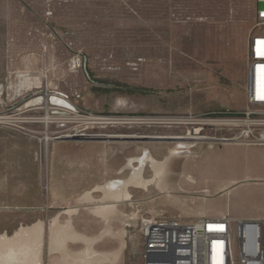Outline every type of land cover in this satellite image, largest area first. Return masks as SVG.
I'll return each instance as SVG.
<instances>
[{
    "label": "rangeland",
    "instance_id": "obj_1",
    "mask_svg": "<svg viewBox=\"0 0 264 264\" xmlns=\"http://www.w3.org/2000/svg\"><path fill=\"white\" fill-rule=\"evenodd\" d=\"M256 7V0H0V232L12 234L20 226L42 221L41 264H49L60 260L59 252L48 249L54 218L69 222L81 234L97 235L107 226L114 232L125 229L126 242L114 264H142L141 220L168 217L173 210L161 213L153 200L185 195L164 190L171 178L181 175L170 172L197 159L202 148L215 146L206 155L216 165L210 172L215 178L228 174L226 166L242 154L222 145L232 142L219 140L232 131L189 120L234 117L246 108L245 43ZM27 70L40 76L41 85L15 95L11 87L16 73ZM39 95L42 99L33 101ZM51 97L67 101L72 109L52 104ZM47 116L48 124L43 121ZM46 129L48 142L43 140ZM96 135L168 140L77 138ZM170 136L207 138L186 140L193 142L192 154L175 162L177 166L174 163L147 190L129 188L130 199L114 203L108 221L94 209L112 201L104 192L95 193L91 204L80 205L69 183L53 192L58 196L47 198L52 150L95 142L99 150L128 152V158L148 150L162 160L184 141ZM246 155L262 157L252 150ZM131 164L138 166L136 161ZM132 169L102 185L128 178ZM142 175H153L148 164ZM122 239L104 236L92 247L113 252ZM66 246L77 252L85 242L76 238Z\"/></svg>",
    "mask_w": 264,
    "mask_h": 264
},
{
    "label": "crops",
    "instance_id": "obj_2",
    "mask_svg": "<svg viewBox=\"0 0 264 264\" xmlns=\"http://www.w3.org/2000/svg\"><path fill=\"white\" fill-rule=\"evenodd\" d=\"M246 51L247 47L245 43ZM222 145L233 147L242 152V154H239V159L232 160L231 164L226 166L225 169L229 172L228 174L223 173L224 175H217L215 178H211L210 172L216 168V165L208 162L206 155L208 150L214 149L215 146L204 147L200 150V156L197 159L186 160L178 168H174L172 173L181 175L175 177L173 180L171 178L168 181L170 182L169 186L164 189L168 192L182 191L185 195L176 198L171 196L159 199L155 198L153 205L158 207L161 213L169 208L173 209L168 217L178 218L182 221H192L201 217L217 218L223 215L243 219L264 218V146L239 143H224ZM251 150L262 157L253 159L247 156L246 152ZM128 155V152L124 153L119 150H99L95 142L77 144L74 150H52L50 155H48V158L50 157L51 159V166H49V159L47 164L46 178L49 192L47 198L51 199L58 196V193L54 194L53 192L56 189H66L69 183H72L71 187L76 193L75 196L79 199L80 205L91 204L93 200H96L94 195L97 192L104 191L105 197L109 198L106 196V184L109 181L104 185L102 183L119 175L129 167ZM28 156L32 158L33 155L28 154ZM188 176L192 177V179H188ZM95 187L102 188L95 190ZM154 188L162 191L156 188V186ZM86 193L92 196V200L89 199L87 201L83 199ZM123 201L125 200L112 199L111 202L96 204L94 209L100 208L104 204L113 205V210L109 215L101 214L105 216V219H109L115 213L114 203ZM134 217L132 218L134 219ZM97 231L99 232L97 235L74 232L86 239L98 238L94 240L92 246L104 236H115L123 239L127 236L125 229H122L120 232H114L108 226L104 230L101 228ZM123 239L121 246L116 251L100 253L112 254L118 252L116 255L117 259L121 248L124 247L126 242ZM80 251L82 250L77 252Z\"/></svg>",
    "mask_w": 264,
    "mask_h": 264
},
{
    "label": "built area",
    "instance_id": "obj_3",
    "mask_svg": "<svg viewBox=\"0 0 264 264\" xmlns=\"http://www.w3.org/2000/svg\"><path fill=\"white\" fill-rule=\"evenodd\" d=\"M256 3L246 41V108L213 125L233 132L220 141L264 146V0ZM141 235L142 264H264V218H146Z\"/></svg>",
    "mask_w": 264,
    "mask_h": 264
},
{
    "label": "bare ground",
    "instance_id": "obj_4",
    "mask_svg": "<svg viewBox=\"0 0 264 264\" xmlns=\"http://www.w3.org/2000/svg\"><path fill=\"white\" fill-rule=\"evenodd\" d=\"M16 77H17V82L11 87L13 88L15 95H21L22 92L31 90L33 88H39L41 85L40 76L31 75V73L28 70L23 72H17ZM41 99L42 97L41 95H39L38 97L36 96L35 100L33 99L32 100L40 101ZM62 101L63 100L57 99L55 97L50 98V102L52 104L61 105L60 107L63 106V108L67 110L72 109L70 103H68L67 101L65 102ZM46 106L47 105H45V107ZM93 119L104 120L106 118H93ZM43 121H45V123L48 124L50 119L47 116L43 119ZM218 121L219 119L217 120L197 119L193 117H191L189 120V122L192 124H215ZM198 130L199 129H196V133H198ZM96 136H112V135H96ZM165 138L167 139V137ZM169 138L179 139V140L181 139L184 141L178 142L175 147L170 148L168 155L162 160H157L154 157H152L148 153V150L144 151L141 156L129 158L128 164L133 168L131 175L124 180L109 181L106 184V189H107L106 196L113 200H122V199L128 200L131 197L129 188L132 187L136 189L147 190V186L151 185V183L156 182V180L159 179L160 175H162L164 171H168L170 170V168H172L175 162L178 161L180 162L181 160L189 157L192 154L190 148L193 145V142L191 143L186 140L206 139L207 137H198V136L171 137L170 136ZM50 139L51 138L48 136V131L46 129L43 140L45 142H48ZM133 161H136L138 163V166L135 167L133 164H131ZM147 164L150 166V168L153 171V175L150 178H145L142 175L144 166ZM172 172L173 171H171L170 173ZM188 178L190 180L192 179V177L190 176H188ZM163 185L165 184L163 183ZM158 186L160 187L159 182H158ZM101 188L102 187H95V190H100ZM83 199L92 200V196L89 193H86ZM96 210L97 209H95V211ZM112 210H113V205L104 204L101 207V209L99 208L98 211L102 212L105 215H109ZM71 211L73 210H67L68 213H70ZM42 224L43 222L39 220L31 225L20 226L12 234L1 232L0 233V264H41L42 240H43ZM48 230H49L48 233L49 251L52 253L54 251L60 253V260L49 262V264H105V263L114 264L115 263L116 255L118 252H114L112 254H103L94 250V248H92V243L94 242V240L98 238L86 239L82 237L81 235L74 232L69 222H67L66 224H61L58 222L57 218H54L51 224L49 225ZM76 238H81L82 240H84L86 245V247L80 252L69 250L66 246L68 240H74Z\"/></svg>",
    "mask_w": 264,
    "mask_h": 264
},
{
    "label": "water",
    "instance_id": "obj_5",
    "mask_svg": "<svg viewBox=\"0 0 264 264\" xmlns=\"http://www.w3.org/2000/svg\"><path fill=\"white\" fill-rule=\"evenodd\" d=\"M78 139L85 140H114V141H131V140H139V141H155V140H168L165 137H155V136H132V135H118V136H87V137H77ZM76 139V137H75Z\"/></svg>",
    "mask_w": 264,
    "mask_h": 264
}]
</instances>
